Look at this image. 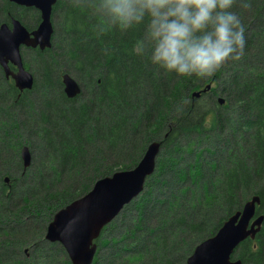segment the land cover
<instances>
[{
	"label": "trees",
	"instance_id": "1",
	"mask_svg": "<svg viewBox=\"0 0 264 264\" xmlns=\"http://www.w3.org/2000/svg\"><path fill=\"white\" fill-rule=\"evenodd\" d=\"M231 11L248 26L240 58L211 77H181L136 54L144 25L98 35L90 10L77 8L75 0L58 1L52 48L23 51L33 89L21 94L0 70V180L11 177L9 187L0 182V224L10 228L30 218L44 220V235L34 238L0 228V264H43L35 257L38 250L30 257L34 263L24 256V263L18 262L17 251L31 250L39 237L43 241L35 247L55 245V264H71L61 245L45 240L54 215L88 194L96 181L133 170L154 142L162 150L155 173L133 202V227L114 237L120 224L107 226L93 264H102L108 247L113 249L103 264H186L195 248L252 197H260L257 212L264 215V0H234ZM13 19L28 30L41 21L37 10L0 0V26ZM64 74L82 88L75 99L64 93ZM208 85L212 89L201 98L192 97ZM220 97L223 106L216 103ZM234 110L240 114L229 120ZM227 137L235 150L227 149V159H215L219 163L211 159L204 170L202 152L196 153L199 141H191L210 143L213 149L205 146L203 152L213 158L214 146L227 143ZM181 139L188 141L184 148ZM25 145L32 152V179L20 160ZM182 154H196L194 163L186 167ZM143 223L147 238L138 237ZM232 259L264 264V224Z\"/></svg>",
	"mask_w": 264,
	"mask_h": 264
},
{
	"label": "water",
	"instance_id": "2",
	"mask_svg": "<svg viewBox=\"0 0 264 264\" xmlns=\"http://www.w3.org/2000/svg\"><path fill=\"white\" fill-rule=\"evenodd\" d=\"M19 6L35 8L41 14V23L34 31H29L18 20L11 25L0 26V66L7 78L12 77L20 91L31 90L34 75L27 70L22 50L52 48L54 26L53 8L59 0H8ZM9 65L17 68L13 74ZM64 92L69 99L77 98L82 88L77 80L69 74L62 78ZM208 85L200 92H194L193 98L211 90ZM219 106L225 105L224 98H219ZM162 144H150L140 163L129 171L113 174L95 182L91 191L60 209L53 217L46 230L45 240L50 244H59L65 250L71 264H93L98 245L95 243L103 230L122 213L124 208L137 199L144 191L146 181L157 166ZM23 167L32 164V152L28 147L22 150ZM9 179H6L8 182ZM261 203L259 196L248 200L241 211L227 219L217 233L199 244L186 264H242L232 261L235 250L246 240H254L261 231L264 215H257V206ZM115 219V220H114Z\"/></svg>",
	"mask_w": 264,
	"mask_h": 264
},
{
	"label": "clouds",
	"instance_id": "3",
	"mask_svg": "<svg viewBox=\"0 0 264 264\" xmlns=\"http://www.w3.org/2000/svg\"><path fill=\"white\" fill-rule=\"evenodd\" d=\"M234 0H75L90 10L93 30L121 33L144 25L135 52L177 76H213L245 46ZM244 7H248L244 4Z\"/></svg>",
	"mask_w": 264,
	"mask_h": 264
},
{
	"label": "rangeland",
	"instance_id": "4",
	"mask_svg": "<svg viewBox=\"0 0 264 264\" xmlns=\"http://www.w3.org/2000/svg\"><path fill=\"white\" fill-rule=\"evenodd\" d=\"M248 26H246L245 28H244V33H246V28H247ZM249 31V30H248ZM250 38V35L248 36V38L246 39V40H250L249 39ZM256 43V42H255ZM254 43V44H255ZM28 56V55H27ZM240 65H237V66H233L232 68H230V69H228V71H231V70H234V69H236V68H238ZM231 80H232V77L230 78ZM226 84H228V82H226ZM240 114V112H238V111H233L232 112V114H230V116L229 115H227V118L230 120H232L233 119V117H235V116H238ZM231 117V118H230ZM235 122V121H234ZM233 122V123H234ZM234 124H236V123H234ZM229 128H226V133H227V135L229 134H231V131H229V129H231L232 128V126H228ZM225 135V134H224ZM224 135L222 136L223 138H224ZM220 136V135H219ZM202 140V141H201ZM228 142L227 143H231L230 142V140H228V137H227V139H226ZM196 141H199L198 143H195ZM219 141V140H218ZM191 142H194L195 144H196V146H197V148H196V153H199V152H202V160H203V166H204V170H206L207 168H206V163H208V162H210L211 161V159H212V161H214V162H221V161H223V159L225 160V159H227L228 157H227V155H228V152H227V149L228 150H230V151H234L235 150V146L236 145H233V146H231L230 148H229V144H227L226 143V141L224 142H221L220 144H218V145H215L214 147L216 148V149H218V151L216 152V156L215 157H213L212 158V156H210V154L208 153V152H206V151H204L203 152V150H204V148H205V146H207L206 148H208L209 150H212L213 149V146L212 145H210V143H208V142H206V141H203V138H201V139H195V140H193V141H191ZM188 144V141H186V140H184V139H181V140H179V143H178V145H179V147H182V148H184V146H186ZM233 144V143H232ZM26 146V145H25ZM27 147V146H26ZM29 147V146H28ZM29 149H30V147H29ZM30 151H31V149H30ZM227 152V153H226ZM194 155H196V154H194ZM194 155H187V156H184L183 157V154H182V161L184 162V165L187 167V166H189V165H191V164H193L194 163V161H195V158H196V156H194ZM215 159H219V160H221V161H216ZM10 165V164H9ZM228 165V164H227ZM11 166V165H10ZM12 168H14L15 169V166H12ZM27 173L30 175V179H32L33 178V176H32V174H31V169L29 168L28 170H27ZM8 177H10V176H8ZM4 179V178H3ZM160 187V186H159ZM35 189V188H34ZM34 189H32L33 191H34ZM36 190V189H35ZM159 190H161V187L159 188ZM162 191V190H161ZM139 198V197H138ZM137 198V199H138ZM161 198V197H160ZM136 199V200H137ZM136 200H134L133 202H135ZM133 202L131 203V204H129V205H127L126 207H125V209L123 210V212L118 216V218L115 220V221H117L116 223L117 224H120V225H118V226H116L115 227V229L113 230V232H114V237H117V236H120V234L124 231H126V230H128V229H131L132 227H133V222H134V220H135V215H136V212H135V210H134V207L132 206L133 205ZM147 210H149V208H147ZM159 211L161 212L162 211V207H161V205L159 206ZM31 221V222H30ZM43 221L44 220H39V219H35V218H30V219H28V221L26 222L25 220H22V222L21 223H19L17 226H15V225H12L10 228H7L6 226L7 225H4V224H0V228H3L4 230L5 229H8V233L10 234V235H22V236H26V235H30V234H32L31 235V237L32 238H34L35 237V234L36 233H40V232H42L43 233V235H44V225H43ZM51 223V222H50ZM49 226V225H48ZM137 230H139V228H136ZM140 229H143V231L142 232H140V235H138V237L139 236H144V238H147L148 237V234H146V231H147V225L145 224V223H143V224H141L140 225ZM4 230H3V233H4ZM47 230V229H46ZM45 235H46V231H45ZM2 236V234H0V237ZM105 238H107V239H109L110 238V236L109 235H106L105 236ZM33 241V240H32ZM41 241H43V240H41L40 239V237L38 238V240H37V242H36V244H38L39 243V245H40V242ZM35 243V242H34ZM33 243V244H34ZM36 244H34L33 245V247L32 248H30L31 250H20V251H17V253H18V259H19V263H24V260H22V257L21 256H24V258H27L28 259V261L29 262H31V263H34L33 262V260H32V258H30L31 257V254H33V253H37L38 251H39V253H37V255H35V257H37V260L38 261H40V262H42L43 264L44 263H47V262H51V261H53V263L52 264H55V261H56V259H58L57 258V256H58V253L56 252L57 250L55 249V245L53 246V247H49V246H44L42 249H40V248H38V246H36L35 247V245ZM112 249H113V247H108V248H105V249H103V251H104V256H103V258H104V260H106V261H103V258H102V264L103 263H106L107 262V258H109V256H110V254H111V252H112ZM33 250L35 251V252H33ZM38 250V251H37ZM40 253H42V254H40ZM45 253H49V255L48 254H45Z\"/></svg>",
	"mask_w": 264,
	"mask_h": 264
},
{
	"label": "flooded vegetation",
	"instance_id": "5",
	"mask_svg": "<svg viewBox=\"0 0 264 264\" xmlns=\"http://www.w3.org/2000/svg\"><path fill=\"white\" fill-rule=\"evenodd\" d=\"M8 1V0H7ZM9 2V1H8ZM11 3V2H10ZM14 4V3H13ZM16 5V4H15ZM57 5V4H56ZM55 5V6H56ZM17 6H19V5H17ZM55 6H54V8H55ZM19 7H23V6H19ZM23 8H26V9H35V8H27V7H23ZM54 8H53V11H54ZM36 10V9H35ZM38 11V10H37ZM39 12V11H38ZM40 13V12H39ZM53 15V14H52ZM40 17H41V14H40ZM13 20H17V19H13ZM12 20V21H13ZM12 21H11V23H12ZM19 21V20H18ZM11 23L9 24V26L11 25ZM40 23H41V21H40ZM40 23H39V25H40ZM3 25V24H2ZM6 25H8V24H6ZM23 25V24H22ZM38 25V26H39ZM24 26V25H23ZM38 28V27H37ZM36 28V29H37ZM36 29H34V30H36ZM34 30H29V31H34ZM24 50H34V49H27V48H24ZM24 50H22V51H24ZM35 50H39V49H35ZM9 69H10V71L13 73V74H16L17 72H18V70H17V68L16 67H14V66H12V65H9ZM0 70L3 72V73H5L4 72V70L1 68V66H0ZM5 75V74H4ZM5 78H6V80L8 81V82H10L11 84H14V87L19 91V92H26V90H24V91H20L17 87H16V84H15V82H14V80L12 79V77H9V78H7L6 77V75H5ZM219 98H217V104L219 105V100H218ZM230 145V144H229ZM27 146V145H26ZM24 148H22V150H23ZM22 150H21V153H22ZM20 160H21V162H22V158H20ZM22 165H23V162H22ZM31 167V166H30ZM29 167V168H30ZM29 168H27V169H25L24 167H23V169H24V171H27ZM9 179V181L8 182H6V179ZM0 182L3 184V185H6V186H8L9 187V184L11 183V177H8V176H5L4 177V179H1L0 180ZM236 251V250H235Z\"/></svg>",
	"mask_w": 264,
	"mask_h": 264
},
{
	"label": "bare ground",
	"instance_id": "6",
	"mask_svg": "<svg viewBox=\"0 0 264 264\" xmlns=\"http://www.w3.org/2000/svg\"><path fill=\"white\" fill-rule=\"evenodd\" d=\"M25 148V147H24ZM258 210V209H257ZM115 220V219H114ZM194 252V251H193Z\"/></svg>",
	"mask_w": 264,
	"mask_h": 264
}]
</instances>
